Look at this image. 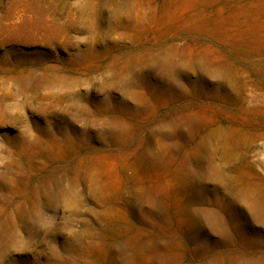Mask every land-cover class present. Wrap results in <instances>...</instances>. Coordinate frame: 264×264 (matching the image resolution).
<instances>
[{"label": "rangeland", "instance_id": "rangeland-1", "mask_svg": "<svg viewBox=\"0 0 264 264\" xmlns=\"http://www.w3.org/2000/svg\"><path fill=\"white\" fill-rule=\"evenodd\" d=\"M0 264H264V0H0Z\"/></svg>", "mask_w": 264, "mask_h": 264}]
</instances>
